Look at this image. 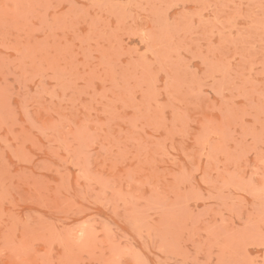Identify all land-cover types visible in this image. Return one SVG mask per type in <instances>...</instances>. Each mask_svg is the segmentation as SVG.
I'll list each match as a JSON object with an SVG mask.
<instances>
[{
    "label": "rangeland",
    "instance_id": "obj_1",
    "mask_svg": "<svg viewBox=\"0 0 264 264\" xmlns=\"http://www.w3.org/2000/svg\"><path fill=\"white\" fill-rule=\"evenodd\" d=\"M0 264H264V0H0Z\"/></svg>",
    "mask_w": 264,
    "mask_h": 264
}]
</instances>
